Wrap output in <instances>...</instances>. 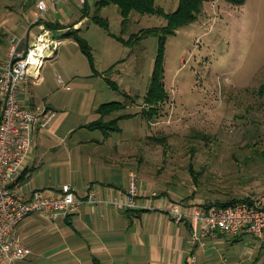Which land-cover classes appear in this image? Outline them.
<instances>
[{"label": "rangeland", "instance_id": "1", "mask_svg": "<svg viewBox=\"0 0 264 264\" xmlns=\"http://www.w3.org/2000/svg\"><path fill=\"white\" fill-rule=\"evenodd\" d=\"M67 1L66 9L74 18L87 6L88 21L80 34L88 40L92 59L69 36L60 60L48 58L42 67V105L57 111L53 122L62 118L76 126L72 142H87L68 164L63 146H58L60 139L47 132L48 139L42 135V153L60 155L57 166L62 178L80 177L97 152L111 160L104 173L116 185L123 186L129 172H135L141 184L151 181L180 203L250 201L264 194V0L242 4L205 0L195 21L166 37L163 66L168 97L150 117L143 111L155 109L146 104L145 95L160 37L152 34L135 43L130 38L141 28L164 26L166 19L133 11L123 27L117 5L98 9V0L82 6L79 0ZM156 4L172 12L179 0H156ZM6 7L7 0H0V57L6 54L3 45L8 40ZM96 14L108 21V27L93 20ZM74 26L70 24L68 31L77 30ZM61 35L65 37L62 33L58 38ZM103 103L118 105L104 117L116 127L107 135L86 126L99 118ZM93 138L102 140L99 148H94ZM33 238L37 251L21 264H72V251L57 254L47 237ZM231 239L217 247L214 264H264V236L241 232Z\"/></svg>", "mask_w": 264, "mask_h": 264}, {"label": "crops", "instance_id": "2", "mask_svg": "<svg viewBox=\"0 0 264 264\" xmlns=\"http://www.w3.org/2000/svg\"><path fill=\"white\" fill-rule=\"evenodd\" d=\"M50 2L56 7L51 9L41 21H49L58 26L56 29L51 27L56 38L62 33L65 34V37L63 35L59 37L62 44L50 57L59 61L62 45L70 41V38H67L69 36L66 35L69 25L74 24V27L82 32L83 26L88 21V14L84 13L74 18L72 10L66 9L69 4L67 0H50ZM16 5H19V10ZM82 8L86 10L85 6ZM6 9L8 14L4 18V26L8 40L7 44L3 45L6 54L0 57V70L3 60L8 56L13 45H17L19 51L26 49L39 32L40 24L33 23L36 10L34 0H7ZM13 38L16 39V43L12 42ZM59 78L62 79L60 75L58 80ZM28 90L32 93V97L28 98L26 91L23 92L22 97L30 108L36 110L38 107H43L42 70L38 81L27 82ZM54 117L45 128H37L33 134V146L23 168L22 188L28 192L34 190L50 192L58 190L64 183H70L76 188L79 198H87L89 192L93 190L102 201L84 202L66 218L53 220L43 213H33L26 217L27 219H24L16 230L22 239V244L30 249V254L37 251L33 236L35 238L42 236L55 243V253L72 251L70 257L72 264H198V259H201V264H214L213 255L217 254L216 250L228 244L234 235L222 233L216 236L204 235L194 221H177L170 209L184 203L176 201L157 184L151 181L148 183L145 179L142 184L140 183V194L137 197L139 206L127 207L124 202L129 178L122 183L123 186L116 185V180L115 182L108 180L109 177L106 178L104 170L110 166L111 160L97 152L94 153L93 161H89L90 169L80 177L77 175V177L62 178L57 166L60 155L57 153L50 156L49 153H42V135L48 139L46 134L49 133L60 139L58 146H63L64 152L68 155V164L75 156L76 149L80 145H86L87 142L83 140L72 142L76 126L63 123L62 118L53 122ZM93 140L94 148L102 145L101 139L93 138ZM117 153L122 155V151ZM47 161L50 162L49 165ZM195 231L196 236H194ZM67 235H71V240H66ZM190 257H194V260L189 259ZM26 258L16 260L12 264H21V260Z\"/></svg>", "mask_w": 264, "mask_h": 264}, {"label": "built area", "instance_id": "3", "mask_svg": "<svg viewBox=\"0 0 264 264\" xmlns=\"http://www.w3.org/2000/svg\"><path fill=\"white\" fill-rule=\"evenodd\" d=\"M34 1L33 23H40L39 32L24 50L19 51L17 45H13L0 70V264H12L30 254V249L22 244L16 230L29 215L43 213L56 220L70 216L84 202L102 201L93 190L87 198H79L76 188L70 183L50 192H28L22 188L23 168L33 146V134L37 128H45L56 114L54 109L45 105L31 109L22 94L26 91L27 97H32V93L27 91V82L39 80L46 59L52 57L62 44V40L54 36L53 29L41 21L51 9H55V4L50 0ZM79 2L84 5L86 0ZM12 42L17 41L13 38ZM59 81L64 84L61 78ZM140 181L137 173L130 172L124 202L127 207L139 206ZM170 211L179 222L194 221L204 235L244 232L264 236V194L250 201L225 206L210 202L178 204ZM189 259L194 260V257Z\"/></svg>", "mask_w": 264, "mask_h": 264}, {"label": "trees", "instance_id": "4", "mask_svg": "<svg viewBox=\"0 0 264 264\" xmlns=\"http://www.w3.org/2000/svg\"><path fill=\"white\" fill-rule=\"evenodd\" d=\"M205 0H179L178 7L172 12H166L161 6L156 4V0H98L96 6L98 9L107 5H117L120 9L122 15V25L123 27L127 26L130 15L133 11L139 12L141 14H158L163 16L166 19V24L161 27L153 28H141L138 32L133 33L130 38V43H135L142 39L143 37L156 34L160 37V52L158 59L155 64V68L151 77V81L148 87V91L145 95V102L149 105L151 109L149 111H143L144 114L150 117L154 112L156 113V107L159 102L164 101L168 97V92L166 89L165 79H164V66H163V51H164V42L168 35L174 34L177 29L187 25L197 19L198 13L201 12L202 6ZM236 4H242L244 0H230ZM87 3V0L86 2ZM85 14L87 13V6ZM93 20L103 26L108 27V21L96 14L93 17ZM48 26L56 29L58 26L53 25L49 21L46 22ZM67 36H73L80 46L81 50L92 59L91 47L88 43V40L80 34V30L67 31ZM109 81V79H107ZM117 104L103 103L99 108V118L86 124L90 129H101L107 135L111 130L115 129L114 122L105 121L104 117L110 113L111 109L117 108ZM2 115V101L0 99V120ZM238 201H249V199H229L228 201H215L213 202L219 206H225L229 204L236 203Z\"/></svg>", "mask_w": 264, "mask_h": 264}]
</instances>
